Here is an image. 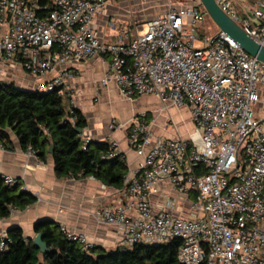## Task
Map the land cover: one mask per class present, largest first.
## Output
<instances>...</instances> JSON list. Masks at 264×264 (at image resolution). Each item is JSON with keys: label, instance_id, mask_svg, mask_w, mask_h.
Returning <instances> with one entry per match:
<instances>
[{"label": "built area", "instance_id": "obj_1", "mask_svg": "<svg viewBox=\"0 0 264 264\" xmlns=\"http://www.w3.org/2000/svg\"><path fill=\"white\" fill-rule=\"evenodd\" d=\"M113 1L50 0L41 15L40 0H0V58L40 78L36 90L69 94L71 109L77 107L69 93L74 69L96 56L107 63L102 86L116 83L124 99L154 96L162 103L158 112L189 107L198 140L154 134L145 112L131 121L128 143L138 167L126 176L125 200L104 208L100 218L119 229L124 246L180 238L182 264H264V124L255 113L264 63L222 30L199 36L195 26L208 14L201 3L171 7L133 38L121 31L106 44L93 22ZM216 1L264 45V4L240 18L232 0ZM107 127L125 130L115 116ZM118 146L113 140L106 157H124ZM6 148L0 140V150ZM28 151L36 154L31 146ZM3 176L6 184L18 182ZM163 181L192 199L190 216L175 215L182 199L168 194L162 205L152 204ZM61 231L86 249L95 245L65 225Z\"/></svg>", "mask_w": 264, "mask_h": 264}, {"label": "crops", "instance_id": "obj_2", "mask_svg": "<svg viewBox=\"0 0 264 264\" xmlns=\"http://www.w3.org/2000/svg\"><path fill=\"white\" fill-rule=\"evenodd\" d=\"M232 2L234 9L240 10L244 15L264 4V0H232ZM194 3H200V1L114 0L95 17L93 27L99 33L101 41L111 44L117 41L121 31H126L128 38L131 39L146 29L149 21L165 14L171 7L180 8ZM138 26L143 28L138 29ZM22 71L25 74H21ZM74 71L75 76L69 80V93L76 98L77 107L84 112L88 120V125L82 132L83 138L101 141L117 140L118 148L124 156L122 158L128 164L127 175H129L137 169L139 163L137 153L128 143L129 124L135 117L145 112L146 115H151L154 121L153 133L160 135L161 130H157L155 123L160 121L162 112H158L159 108L156 107L153 110L147 107L135 109L123 120L125 130L110 133L107 124L111 117H106L104 114L103 101L112 99L118 87L114 82L105 86L99 85L107 71L105 58L96 56L78 66ZM4 76L8 79L17 78L19 84H22H17L19 87L30 90H35L36 84L40 81V78L25 72L19 62L3 61L0 58V77ZM96 86L99 90H96ZM157 101H159L158 98ZM133 102L137 103L135 100ZM255 113L264 124V83L259 86V102L255 107ZM0 173L16 178L23 190H28L37 197L33 205L24 210L13 209L9 217L0 219V236L5 237L12 227L20 226L26 238L34 239L39 233L35 228L36 223L43 219H50L67 226L72 231L84 234L100 248L110 250L124 246V237L119 229L114 225L106 224L100 218V213L104 208L115 206L125 200L126 185L116 188L94 176L82 178L59 176L50 151L42 159L37 154H31L24 149L14 135L7 148L0 150ZM159 187L160 190L152 193L150 197L154 206L162 205L165 195L168 194L173 198L182 199L181 202L177 201L172 209L175 215L183 217L191 215L192 199L182 198L171 192L169 183L166 181L161 182Z\"/></svg>", "mask_w": 264, "mask_h": 264}, {"label": "trees", "instance_id": "obj_3", "mask_svg": "<svg viewBox=\"0 0 264 264\" xmlns=\"http://www.w3.org/2000/svg\"><path fill=\"white\" fill-rule=\"evenodd\" d=\"M50 0H40L44 6L38 10L45 13ZM88 120L78 108L71 109L68 94L58 90L39 91L19 87L14 82L0 80V140L8 146L12 136L21 146H31L44 159L51 145H55L53 158L59 176L82 178L94 176L104 183L122 188L129 172L127 162L118 155L107 158L111 149L107 141H83L82 133ZM37 197L23 190L19 181L14 185L5 183L0 175V219L11 215L12 210H24L33 205ZM36 230L44 233L50 252L43 253L26 238L20 226H14L6 237L0 236V264H182L178 253L183 243L173 238L161 244L138 243L106 250L94 245L86 249L76 241L69 240L61 231V225L43 219L36 223ZM5 241L6 247L1 243Z\"/></svg>", "mask_w": 264, "mask_h": 264}, {"label": "rangeland", "instance_id": "obj_4", "mask_svg": "<svg viewBox=\"0 0 264 264\" xmlns=\"http://www.w3.org/2000/svg\"><path fill=\"white\" fill-rule=\"evenodd\" d=\"M201 10L207 11L203 5L201 7ZM235 11L237 12L240 18L244 17V13H242L240 10L237 9ZM195 30L196 33L202 37V36L213 35L217 33L220 29L215 23V21L211 18V16L207 14L204 20L199 22L195 26ZM21 74H25V73H23L22 71ZM0 80L19 84L18 82L19 80L17 78L8 79L7 77L4 76V77H0ZM98 83L99 82H97V84ZM99 85L101 86V82ZM97 89L98 88L96 86V90ZM135 102L137 103L135 104L133 101L124 99L120 94V92L116 90L113 93L112 99L105 100V102L103 101V108L105 109L104 114H106V117L116 116L118 120H120V122L123 123V120H125L124 118L127 117L128 115H131V113L135 109H141L147 107L153 110L155 107L156 108L162 107V103L160 101H157L156 97L149 95H144L142 99L141 96H139L138 98L135 99ZM82 106L86 107L83 104ZM89 107L91 106L89 105ZM90 112L93 111L90 110ZM147 119H150L152 124H154L151 115H147L146 120ZM155 127L157 128V130L158 129L161 130L160 135H163L164 137L167 138H183V139L193 138L194 140H198L200 137L199 132L196 129V126L193 122L191 111L187 106L177 107L175 105H168L167 108L162 111L161 119L159 122L155 123ZM105 141L112 144L113 140L106 139Z\"/></svg>", "mask_w": 264, "mask_h": 264}, {"label": "water", "instance_id": "obj_5", "mask_svg": "<svg viewBox=\"0 0 264 264\" xmlns=\"http://www.w3.org/2000/svg\"><path fill=\"white\" fill-rule=\"evenodd\" d=\"M205 7L208 14L215 21L220 30L225 32L236 43H238L247 53L256 57L264 63V45L253 39L231 16H229L217 3L216 0H199ZM82 133V128H77ZM55 145H51L50 153H53ZM35 245L43 252L48 253L50 249L44 240V233L40 232L34 238Z\"/></svg>", "mask_w": 264, "mask_h": 264}]
</instances>
